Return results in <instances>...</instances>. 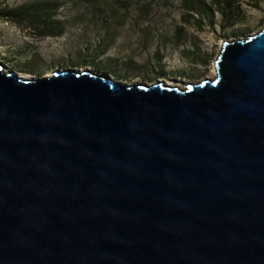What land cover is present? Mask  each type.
<instances>
[{
    "label": "water",
    "instance_id": "obj_1",
    "mask_svg": "<svg viewBox=\"0 0 264 264\" xmlns=\"http://www.w3.org/2000/svg\"><path fill=\"white\" fill-rule=\"evenodd\" d=\"M185 89L0 62V264H264V27Z\"/></svg>",
    "mask_w": 264,
    "mask_h": 264
},
{
    "label": "rangeland",
    "instance_id": "obj_2",
    "mask_svg": "<svg viewBox=\"0 0 264 264\" xmlns=\"http://www.w3.org/2000/svg\"><path fill=\"white\" fill-rule=\"evenodd\" d=\"M202 1L211 12L184 0H0V62L33 80L88 69L127 85L185 89L215 79L223 43L264 27V0ZM26 8L31 15L7 18Z\"/></svg>",
    "mask_w": 264,
    "mask_h": 264
},
{
    "label": "trees",
    "instance_id": "obj_3",
    "mask_svg": "<svg viewBox=\"0 0 264 264\" xmlns=\"http://www.w3.org/2000/svg\"><path fill=\"white\" fill-rule=\"evenodd\" d=\"M185 2V5L186 7H188V9H191L192 11L195 9L198 11V9H204L206 11H209L211 12L210 8L206 5V3L202 0H195V2H192L191 0H184ZM194 3L196 4L194 6ZM192 5V6H191ZM32 8H26V9H23V10H17V12H10V14L7 15V18H10V17H20L22 18L24 15H31V13L29 12ZM38 22H41L42 24H44L42 22V18L38 19V18H33V20L31 21V23H38ZM49 24L51 23H48V26ZM46 32L50 33L49 35H55V33H58V32H52L51 29H48V27L46 28ZM61 32V31H60Z\"/></svg>",
    "mask_w": 264,
    "mask_h": 264
},
{
    "label": "bare ground",
    "instance_id": "obj_4",
    "mask_svg": "<svg viewBox=\"0 0 264 264\" xmlns=\"http://www.w3.org/2000/svg\"><path fill=\"white\" fill-rule=\"evenodd\" d=\"M253 36V35H252ZM84 71H89L88 69H85V70H83V71H80V72H84ZM18 75L20 76V77H22V78H25V79H27V80H32V79H29V77H26V76H23V74H19L18 73ZM212 76L215 78L216 77V69L213 71V73H212ZM49 78V77H48ZM207 79H210V78H207ZM160 83V82H159ZM201 83V82H200ZM158 84V83H157ZM168 87H172V88H180V87H178V86H176V85H172V84H166ZM190 85V84H189ZM186 86H188V84H186Z\"/></svg>",
    "mask_w": 264,
    "mask_h": 264
}]
</instances>
